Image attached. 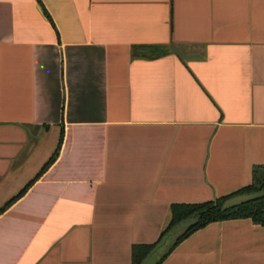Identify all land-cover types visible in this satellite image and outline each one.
<instances>
[{
  "label": "crops",
  "instance_id": "obj_1",
  "mask_svg": "<svg viewBox=\"0 0 264 264\" xmlns=\"http://www.w3.org/2000/svg\"><path fill=\"white\" fill-rule=\"evenodd\" d=\"M257 168L264 0H0V264H133ZM171 235L144 264H264L250 219Z\"/></svg>",
  "mask_w": 264,
  "mask_h": 264
},
{
  "label": "trees",
  "instance_id": "obj_2",
  "mask_svg": "<svg viewBox=\"0 0 264 264\" xmlns=\"http://www.w3.org/2000/svg\"><path fill=\"white\" fill-rule=\"evenodd\" d=\"M263 190L264 168H257L254 171L253 184L235 195L220 199L216 202H208L198 205H174L172 207L170 222L166 230L163 232L159 243H161L163 239H165V236H167L174 228L185 221H191L192 224L179 237L176 245L198 230L216 222L250 219L254 224L264 227V199L243 205L227 212L222 211L223 203L229 198L240 194L259 192ZM157 245L135 247L133 250V264H144Z\"/></svg>",
  "mask_w": 264,
  "mask_h": 264
},
{
  "label": "water",
  "instance_id": "obj_3",
  "mask_svg": "<svg viewBox=\"0 0 264 264\" xmlns=\"http://www.w3.org/2000/svg\"><path fill=\"white\" fill-rule=\"evenodd\" d=\"M261 199H264V190L259 192L240 194L226 200L222 205V211L227 212L243 205L259 201Z\"/></svg>",
  "mask_w": 264,
  "mask_h": 264
},
{
  "label": "rangeland",
  "instance_id": "obj_4",
  "mask_svg": "<svg viewBox=\"0 0 264 264\" xmlns=\"http://www.w3.org/2000/svg\"><path fill=\"white\" fill-rule=\"evenodd\" d=\"M192 224V222L191 221H189V222H186L183 226H181L180 228H177V227H179V226H177L176 228H174L173 230H172V232L174 233V235H171L172 234V232L171 233H169L167 236H165V238H167L168 236H173L172 237V240L173 241H175V239L177 238V236H180L183 232H185V230L190 226ZM183 227V228H182ZM179 229V230H178Z\"/></svg>",
  "mask_w": 264,
  "mask_h": 264
}]
</instances>
